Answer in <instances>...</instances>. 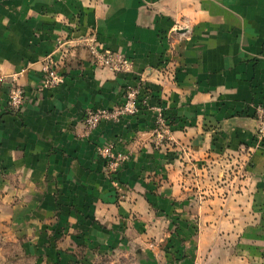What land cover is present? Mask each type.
<instances>
[{
	"label": "crops",
	"instance_id": "crops-1",
	"mask_svg": "<svg viewBox=\"0 0 264 264\" xmlns=\"http://www.w3.org/2000/svg\"><path fill=\"white\" fill-rule=\"evenodd\" d=\"M93 33L127 56L132 69L95 66L83 41ZM48 56L65 74L53 88L44 83ZM13 76L26 92L20 111L8 105ZM129 87L162 96L169 111L194 122L174 133L180 144L191 142L193 161L213 156L220 145L211 137L215 131L195 125L205 117L221 121L219 135L231 148L252 146L257 120L251 116L264 106V0H0V188L20 197L17 211L40 214L61 205L70 221L84 212L92 224L88 215L111 207L97 153L104 142L130 154L120 177L132 190L152 186L150 175L159 168L176 183H163L157 195L178 193L182 175L170 168L180 148L174 160V149L153 148L151 110L103 122L87 135V110L120 104ZM257 150L252 181L264 195V150ZM132 190L127 195L138 199L116 212L147 208Z\"/></svg>",
	"mask_w": 264,
	"mask_h": 264
},
{
	"label": "rangeland",
	"instance_id": "rangeland-1",
	"mask_svg": "<svg viewBox=\"0 0 264 264\" xmlns=\"http://www.w3.org/2000/svg\"><path fill=\"white\" fill-rule=\"evenodd\" d=\"M83 41L88 47L89 38ZM132 88L139 90L137 114L144 109L154 113L153 148L158 151L180 148L176 150L179 157L172 150L175 155L172 158H178V164L170 168L182 175L177 179L178 193L174 188V195L166 189L160 192L161 198L166 193L171 196L168 204L157 195L163 183L166 188L176 183L166 173H159V168L150 175L152 186L143 190L139 182L141 187L132 190L120 177L130 154L114 142L100 143L97 153L112 189L106 201L111 204L107 212L88 215L92 217L91 224L85 220L84 212H77L72 216L75 221H70L71 215L61 205L40 214L17 211L15 206L20 197L15 193L6 196L9 192L0 188V264H264V195L252 181V157L259 147L264 150V117L259 116L258 107L251 116L257 120L252 146L245 147L244 143L231 148L219 135L222 130L219 120L213 122L205 117L195 123L203 131H215L211 137L220 145L213 156L193 161L189 154L192 140H185L188 145L180 144L174 133L188 131L194 122L169 111L162 96H149V90ZM128 90L120 104L87 111L120 108L126 102ZM86 115L87 112L84 116L87 135L103 122L116 123L134 116L125 113L91 128L85 121ZM155 176L162 177L156 181ZM129 190L142 194L140 197L148 205L145 210L141 205L139 210L129 208L125 214L115 211L124 202L138 199L127 195Z\"/></svg>",
	"mask_w": 264,
	"mask_h": 264
},
{
	"label": "built area",
	"instance_id": "built-area-1",
	"mask_svg": "<svg viewBox=\"0 0 264 264\" xmlns=\"http://www.w3.org/2000/svg\"><path fill=\"white\" fill-rule=\"evenodd\" d=\"M89 42H86L88 49L92 55V63L98 67L110 68L114 71H129L132 67L130 59L119 53L107 49L103 46L96 35L93 33L88 37ZM44 83L46 87H57L65 82V74L61 67L56 63L52 56H48L43 64ZM8 105L15 111H20L26 103V92L24 87L18 82V78L13 76L10 79ZM139 90L137 88H130L127 92L126 102L115 110H107L105 108L94 109L87 111L85 121L91 128L97 126L102 120H112V118H119L120 115L137 114L140 108L139 104ZM257 112L260 117H264V107H258Z\"/></svg>",
	"mask_w": 264,
	"mask_h": 264
}]
</instances>
